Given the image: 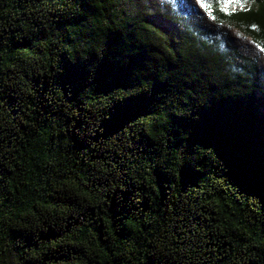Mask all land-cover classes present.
Wrapping results in <instances>:
<instances>
[{
  "label": "trees",
  "instance_id": "1",
  "mask_svg": "<svg viewBox=\"0 0 264 264\" xmlns=\"http://www.w3.org/2000/svg\"><path fill=\"white\" fill-rule=\"evenodd\" d=\"M199 4L0 0V264H264L262 76L223 30L264 53V0Z\"/></svg>",
  "mask_w": 264,
  "mask_h": 264
},
{
  "label": "rangeland",
  "instance_id": "2",
  "mask_svg": "<svg viewBox=\"0 0 264 264\" xmlns=\"http://www.w3.org/2000/svg\"><path fill=\"white\" fill-rule=\"evenodd\" d=\"M188 9L193 13H202L200 8V0H182ZM155 20L158 23L163 24L165 27L169 28L172 31L178 32L179 26L171 21H164L161 17H156ZM208 29H213L214 26L212 24L207 25ZM223 30L228 35V40L230 43L238 49V51L250 58H254L257 60L259 70L262 76L263 90H264V53L260 52L255 42L250 38L244 36L238 29L236 28H223ZM261 96V94H258Z\"/></svg>",
  "mask_w": 264,
  "mask_h": 264
},
{
  "label": "bare ground",
  "instance_id": "3",
  "mask_svg": "<svg viewBox=\"0 0 264 264\" xmlns=\"http://www.w3.org/2000/svg\"><path fill=\"white\" fill-rule=\"evenodd\" d=\"M195 14H197V13H195ZM198 15H199V13H198Z\"/></svg>",
  "mask_w": 264,
  "mask_h": 264
}]
</instances>
